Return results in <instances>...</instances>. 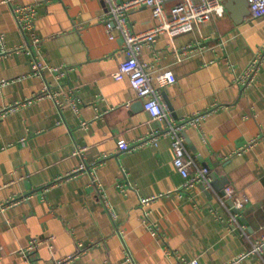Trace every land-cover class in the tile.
Instances as JSON below:
<instances>
[{
	"label": "crops",
	"instance_id": "0c3cea01",
	"mask_svg": "<svg viewBox=\"0 0 264 264\" xmlns=\"http://www.w3.org/2000/svg\"><path fill=\"white\" fill-rule=\"evenodd\" d=\"M15 3L36 7L38 40L0 0V108L33 98L47 81L62 101L74 90L80 111L59 109L44 97L0 119V264H30L21 249L35 238L42 239L35 264H130L128 252L138 264L194 258L199 264H264L257 255L239 258L252 244L222 221L229 210L218 197L226 184L246 193L239 222L255 237L264 231V139L236 152L264 138V63L246 90L233 83L264 44V16L249 13L237 22L227 9L188 32L161 34L154 47L141 50L148 71L177 75L176 83L162 87L172 120L208 112L183 134L196 162L216 176L213 187L199 183L183 191L169 136L133 150L120 147L122 139L133 144L151 137L167 121L151 119L128 77H113L126 56L123 40L110 39L100 21L104 0ZM130 19L137 30L158 22L148 7L135 9ZM33 53L45 65L43 76L30 75ZM59 66L68 69L63 78L52 68ZM78 146L87 149L77 154ZM82 164L87 168L78 170ZM123 183L126 191L118 186ZM149 196L156 197L148 208L157 235L144 221L141 198Z\"/></svg>",
	"mask_w": 264,
	"mask_h": 264
},
{
	"label": "built area",
	"instance_id": "2783aa9c",
	"mask_svg": "<svg viewBox=\"0 0 264 264\" xmlns=\"http://www.w3.org/2000/svg\"><path fill=\"white\" fill-rule=\"evenodd\" d=\"M249 2L250 17L259 18L264 16V0H247ZM11 7L17 24L21 30L29 34L34 41L38 37L34 31V21L37 17V9L35 6L16 4L15 0H2ZM225 0H104L107 5L106 10L100 17V21L104 22L110 39H115L117 35L123 40L122 52L126 58L123 60L118 69L113 72V77L120 80L128 77L132 87L137 91L138 97L142 100L143 107L151 116L152 120H166L167 127L165 129L157 130L151 137L139 139L136 143H129L121 140L120 147L125 150H133L139 146L147 143H156L161 136H169L172 141V147L175 153L174 163L180 174L184 177L182 190L187 191L195 184H202L207 190L213 187V177L211 168L208 166H201L196 162L195 157L190 154L183 132L190 125L199 127L202 119L207 116V113H200L183 118L179 121L172 120L170 111L165 106L162 98V87L172 85L177 82V75L173 70L165 69L152 73L148 71L150 64L141 59V50L145 45L154 47L161 34H167L169 37H174L176 34L188 32L196 26H201L206 21L214 20L215 17H222L227 12ZM171 3V4H170ZM170 4V6H169ZM141 7H148L152 14L158 19V22L152 27L137 30L135 29L130 15L135 9ZM117 33V34H116ZM185 51H182L184 53ZM178 53V51H177ZM180 54V51L179 53ZM264 63V44H262L256 51L254 57L242 69L241 73L236 74L233 83L242 87L243 90L249 88L258 76L260 67ZM44 63L37 58L33 53L32 56V71L30 75L43 76ZM56 71L59 78L66 76L68 69L59 67H52ZM69 95L66 96L65 101L59 98L60 92L55 90L47 81L33 98H29L23 102H17L15 105L0 108V119L7 113L14 112L20 104L30 103L36 98L50 97L54 98L59 109L66 105L72 106L77 112L79 109V99L74 90H69ZM82 126L87 127L88 121H82ZM263 136L251 139L237 149V153L252 147L263 140ZM87 149L86 146H78L75 153L82 154ZM107 154L103 156L105 158ZM87 165L82 164L78 170H84ZM94 181L96 182V177ZM121 191H126V184L118 185ZM221 203L228 208L229 216L225 221L230 231L240 234L242 237L251 242V248L241 257L246 255H257L264 259V231L257 237L248 230V227L242 225L239 219L243 216L246 205L250 198L244 193L236 190L232 184H226L222 192L218 194ZM155 196L142 197L141 205L144 210V221L148 228L154 233L159 234L160 228L157 223L151 219V210L148 206ZM108 205V203H107ZM112 219L116 221L118 214L108 205ZM42 239H33L31 244L26 248H22L26 260L30 264H35L34 256L38 244ZM165 251L169 256H173L174 251L168 246ZM127 261L130 264H138L130 252L127 253ZM62 260L56 261L55 264H61ZM180 264H199L197 258L192 260H184ZM228 264V263H224Z\"/></svg>",
	"mask_w": 264,
	"mask_h": 264
},
{
	"label": "water",
	"instance_id": "95a60500",
	"mask_svg": "<svg viewBox=\"0 0 264 264\" xmlns=\"http://www.w3.org/2000/svg\"><path fill=\"white\" fill-rule=\"evenodd\" d=\"M226 7L231 11L232 17L237 21H242L244 16L250 13L249 2L247 0H225ZM215 178V175H212ZM214 183V180H213ZM222 191V190H221Z\"/></svg>",
	"mask_w": 264,
	"mask_h": 264
}]
</instances>
